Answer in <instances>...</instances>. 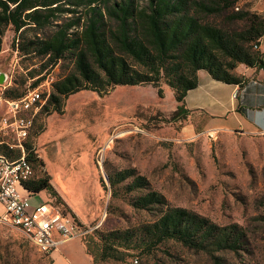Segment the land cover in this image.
<instances>
[{"label": "rangeland", "instance_id": "374dc122", "mask_svg": "<svg viewBox=\"0 0 264 264\" xmlns=\"http://www.w3.org/2000/svg\"><path fill=\"white\" fill-rule=\"evenodd\" d=\"M245 4L252 5L241 0L238 7ZM24 36L28 44L35 33ZM0 42V74L8 78L4 85L19 94H27L35 82L39 86L49 76L57 83L73 72L70 53L55 65L20 53L22 39L12 27ZM176 108L170 90L161 99L152 86H118L106 95L80 91L65 100L61 113L49 107L43 114L29 139L43 164L36 165V177L49 176L61 201L47 191L33 197L36 202L58 200L89 229L85 238L70 245L69 252L55 255V264H91L80 242L91 248L97 264H215L208 252L175 241L160 245L150 255L120 249L125 261L99 259L103 235L154 223L174 208L219 227L240 228L241 249L216 253L221 264H264V133L208 129L200 126L206 121L174 120ZM259 112L264 107L250 109L244 117L253 119ZM101 160L103 167L98 164ZM125 171L135 176L112 188L109 178ZM137 176L145 177L149 187L128 193L126 187ZM150 192L163 196L166 204L134 208V201ZM0 264H52V260L17 229L0 222Z\"/></svg>", "mask_w": 264, "mask_h": 264}, {"label": "trees", "instance_id": "16d2710c", "mask_svg": "<svg viewBox=\"0 0 264 264\" xmlns=\"http://www.w3.org/2000/svg\"><path fill=\"white\" fill-rule=\"evenodd\" d=\"M240 1L0 0V37L12 27L22 39L19 52L47 59V65L72 54L73 72L54 84L43 114L49 107L61 113L65 100L80 91L106 95L118 86H152L163 99L164 82L179 104L173 119H185L189 114L186 97L198 88L200 71L218 82L242 88L246 79L236 73L240 65L264 70L260 51L264 14L254 11L251 4L239 8ZM64 15L68 17L62 19ZM29 32L35 36L26 44L24 35ZM38 84L35 82L34 87ZM22 96L16 90L5 93L7 99ZM26 148L35 169L36 165L43 167L31 140ZM134 176L125 171L109 181L115 188ZM148 187L146 178L137 176L126 190L131 193ZM25 188L35 195L47 191L60 198L46 174ZM56 203L63 206L58 200ZM165 204L163 196L150 192L136 199L133 206L148 209ZM243 237L236 225L219 227L186 209L174 208L154 223L103 235V247L97 250L102 261H125L120 249L150 255L160 245L175 241L190 250L208 252L215 264H221L215 254L237 252ZM85 246L97 264L91 248Z\"/></svg>", "mask_w": 264, "mask_h": 264}, {"label": "built area", "instance_id": "2783aa9c", "mask_svg": "<svg viewBox=\"0 0 264 264\" xmlns=\"http://www.w3.org/2000/svg\"><path fill=\"white\" fill-rule=\"evenodd\" d=\"M54 84L55 78L49 76L18 99L5 98L9 86L0 85V204L4 208L0 222L21 232L43 256L89 234V229L55 200L33 205L36 195L25 188L36 179L26 144L48 106ZM98 164L103 167V160Z\"/></svg>", "mask_w": 264, "mask_h": 264}, {"label": "crops", "instance_id": "0c3cea01", "mask_svg": "<svg viewBox=\"0 0 264 264\" xmlns=\"http://www.w3.org/2000/svg\"><path fill=\"white\" fill-rule=\"evenodd\" d=\"M249 2L252 3L254 11L264 14V0H249ZM260 51L264 54V37L261 40ZM236 73L246 79L242 88L237 85L218 82L206 71H200L198 73V88L190 91L186 97V108L189 111L186 123H192V120L206 121L200 126L252 135L263 134L264 112L256 113L253 119H246L244 113L250 109L261 110L264 107V70L240 65ZM163 89L165 94L167 90H170L174 95V91L168 86L164 85ZM178 106L177 103L175 111H177ZM221 124H225V126ZM54 188L57 189L55 184ZM34 198L32 199L33 205L46 201L40 199L39 202H36ZM75 241L63 244L62 249L55 251L51 255L52 264H55V255L62 251L69 252V249H72L70 245L78 243ZM80 247L82 253L87 254L89 262L94 264L83 242H80Z\"/></svg>", "mask_w": 264, "mask_h": 264}, {"label": "water", "instance_id": "95a60500", "mask_svg": "<svg viewBox=\"0 0 264 264\" xmlns=\"http://www.w3.org/2000/svg\"><path fill=\"white\" fill-rule=\"evenodd\" d=\"M6 81V75L0 74V85L4 84Z\"/></svg>", "mask_w": 264, "mask_h": 264}]
</instances>
